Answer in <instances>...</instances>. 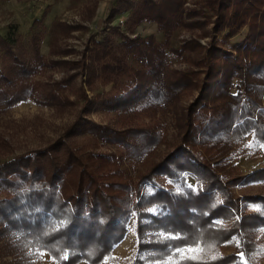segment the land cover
I'll return each mask as SVG.
<instances>
[{"label": "trees", "instance_id": "trees-1", "mask_svg": "<svg viewBox=\"0 0 264 264\" xmlns=\"http://www.w3.org/2000/svg\"><path fill=\"white\" fill-rule=\"evenodd\" d=\"M114 1L116 4L109 12L106 29L119 36L122 48L134 57L141 69L136 70L122 61L115 50L112 34L92 35L81 59L47 63L75 71L68 79L55 83L47 99L60 100L69 82L79 75L87 77L88 85L98 80L113 84V93L99 95L96 101H91L83 91L86 111L100 106L116 109L141 102L161 105L182 96L192 87L202 91L215 89L216 95L211 102L200 97L189 107L181 144L140 179L138 194L141 195L142 183L154 181L159 175L170 179L176 188L155 187L152 193L141 196L140 201L134 203L129 185L123 172L115 167L113 156L80 154L78 149L62 140L0 166V192L7 194L0 199V236H6L1 234L3 231L16 234L15 249L23 252L28 247L39 248L61 264H101L112 257L114 248L125 239L130 217L137 212L141 236L151 227L172 237L154 236L151 242H141L139 252L149 250L150 253L144 259L137 257L135 264H153L154 260L169 255L171 249L187 246L200 247L202 252L184 258L181 264H245L239 254L219 255L220 247L236 232L264 225V215L246 216L229 229L219 227L216 220L229 219L240 208L241 200L233 196L231 186L259 179L264 169L246 178L229 179L222 177L217 167L225 157L224 146H229L233 140L252 134L264 145V0H197L200 8L186 7L187 0ZM124 13L130 14L125 22L130 33L123 32L120 25H111ZM199 15L207 19L202 24H213L215 34L211 48L205 49L199 63L203 69L169 71V53L181 56L203 47L197 40L185 41L178 48L171 46L178 28L201 27V22H186ZM145 22L157 24L164 33L162 42L152 37L131 36ZM245 26L250 29L244 42L228 48V41ZM65 29L68 28L65 26ZM221 34L222 39L217 40ZM203 36L208 37V32ZM12 44L0 36V47L13 57L11 71L19 74L22 80L47 65L36 50L38 66L30 68L14 57ZM200 74L205 78L198 82L196 77ZM0 78L12 84L11 78L2 74ZM21 95L9 100L10 103L23 99ZM64 99L70 103L69 98L64 96ZM75 129L126 147H132L137 140L140 153H147L163 141L160 133L148 128L120 131L84 119H79L74 132ZM186 174L196 176L201 182L196 190L187 184ZM219 194L223 196L222 202ZM249 199L264 204V197ZM149 207L160 208L161 212L158 215L145 212ZM145 216L151 218V223L142 222ZM253 251L252 244L244 243L239 253L249 261Z\"/></svg>", "mask_w": 264, "mask_h": 264}, {"label": "rangeland", "instance_id": "rangeland-1", "mask_svg": "<svg viewBox=\"0 0 264 264\" xmlns=\"http://www.w3.org/2000/svg\"><path fill=\"white\" fill-rule=\"evenodd\" d=\"M196 1L187 0L186 7L197 8L199 5ZM115 4L114 0H0V36L13 43L14 57L26 62L30 68L38 66L35 60L36 50L44 57L46 64L50 61L79 60L92 35L100 37L103 32L112 34L106 28L109 12ZM206 12L210 14L209 10ZM129 17V13L117 16L111 25H120L123 32L130 33L127 25L125 26ZM202 18L199 15L194 19H187L186 22L189 23L201 22V27L197 25L192 29L178 28L171 39V46L178 48L185 41L197 40L203 47L187 51L181 56L169 53L167 60L169 71L203 69L199 63L205 55V49L211 48L214 33L213 24L207 22L206 25L202 24L207 20ZM249 29V26H245L226 46L231 48L244 42ZM205 32H208V37L203 36ZM111 36L115 39V50L122 61L140 70L141 65L122 48L119 36L113 34ZM131 36L152 37L158 43L164 40V33L159 30L157 24L149 22L138 26ZM222 36L223 34L217 37V40H221ZM34 38L38 41L34 42ZM233 53L236 54V51ZM11 58L12 55L9 57L6 50L0 47V77L1 74L9 77L12 83L8 85L0 78V166L16 157L44 150L63 140L78 149L80 154L113 156L116 159L115 167L123 172L124 180L129 185V193L134 203H138L141 196L152 193L155 187L176 188L170 179L159 175L154 181L142 183L141 195L138 194L140 179L148 174L156 163L176 151L177 146L181 144L189 107L200 97L211 102L210 99L216 95L215 89L202 91L200 88L192 87L182 96L173 97L168 103L161 105H145L141 102L142 104L116 109L100 106L86 111L82 99L83 91L87 92L91 101H96L99 95L113 93V84L98 80L93 85H88L87 77L79 75L69 82L67 91L63 94L69 98L70 103L65 101L64 96L53 102L47 99V94L54 89L55 83L68 79L75 71H70L63 65L47 64L29 78L22 80L19 74L11 71L14 65ZM204 78V74L196 77L198 82ZM20 94H23L21 95L23 99L10 103L9 100ZM79 119L93 121L120 131L148 128L160 133L163 141L147 153H140V149L136 147L137 140L133 142L132 147H126L107 143L92 134L80 133L81 131L77 129L74 132L73 128ZM137 154L139 156L136 158ZM224 155L225 157L220 160L221 165L217 167L224 178H246L255 171L264 169V145L252 134L224 146ZM186 181L195 190L201 184L199 179L191 174H186ZM231 191L235 198L241 200L240 208L231 218L216 220L219 227L229 229L236 221L241 222L246 216L255 213L264 215V204L249 199L264 197V174L259 179H248L232 185ZM6 196L7 194L0 192V199ZM219 199L221 202L224 200L222 194H219ZM144 211L153 215L161 212L157 207H149ZM151 221L148 216L142 219L144 224ZM138 226V213L133 212L125 239L114 248L112 257L101 264H135L137 257L144 259L150 253L149 250L139 252L141 242H151L155 240L154 236L161 239L172 237L171 234L151 227L145 229L141 236ZM2 228L4 229V225ZM1 234L6 236H0V264H61L48 252L39 248L28 247L21 252L14 246L16 234H7L4 231ZM244 243L252 244L254 247L249 261L239 253ZM201 252L202 249L197 246L171 249L169 255L164 259L154 260L153 264H181L184 258L195 257ZM219 253L221 256L239 254L245 264H264V225H255L236 232L231 239L221 245Z\"/></svg>", "mask_w": 264, "mask_h": 264}]
</instances>
